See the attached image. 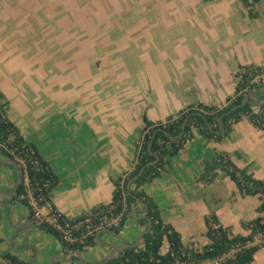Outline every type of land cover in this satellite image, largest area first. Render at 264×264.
Returning a JSON list of instances; mask_svg holds the SVG:
<instances>
[{"label": "crops", "instance_id": "obj_1", "mask_svg": "<svg viewBox=\"0 0 264 264\" xmlns=\"http://www.w3.org/2000/svg\"><path fill=\"white\" fill-rule=\"evenodd\" d=\"M247 64L264 66V0H0L7 117L56 176L51 204L67 217L111 200L112 180L133 164L145 119L165 121L198 103L222 106L234 93L237 69ZM256 96L263 104L249 97L251 106L264 120V90ZM218 153L264 180V130L243 116L220 141L193 131L143 186L186 247L209 242L211 214L241 235L250 231L244 223L264 217L258 196H242L212 165ZM14 182L12 165L3 163L0 190ZM11 196L0 193V251L27 263L37 250L32 264H52L53 255L54 264H95L146 227L134 210L120 233L100 231V242L77 256ZM167 249L164 240L160 252ZM251 264H264V247Z\"/></svg>", "mask_w": 264, "mask_h": 264}, {"label": "trees", "instance_id": "obj_2", "mask_svg": "<svg viewBox=\"0 0 264 264\" xmlns=\"http://www.w3.org/2000/svg\"><path fill=\"white\" fill-rule=\"evenodd\" d=\"M235 77L237 82L234 93L226 99L222 106L198 103L171 115L165 121L152 122L145 119L136 145L133 164L127 171L112 180L114 188L111 200L75 217L74 220L90 219V222L81 225V232L85 231L87 226L94 227L102 221L105 223L118 217L115 224L104 226V229L114 234L121 232L124 222L134 210H139L141 214L146 216L139 218V222L146 227L148 220H150V230L142 235L140 243L133 247H123L117 257L106 259L100 264H154L157 260L160 263L171 264L177 259L188 263H198L218 258L236 244H245L260 234L264 237L263 216H257L244 223L243 226L250 231L247 235H241L230 232L220 224L214 214H211L206 218L205 231L209 242L199 249L186 247L182 243L180 234L171 225L162 221L157 204L143 188L146 183L160 175L168 164L167 157L174 155L183 147L195 130L207 139L220 141L228 136L232 125L242 119L243 116H247L255 126L264 130V120L253 111L250 98L244 105L232 109L241 103L245 94L256 93L260 89L264 90V66L241 65L237 69ZM7 106L8 102L0 92V154L16 161L20 167L21 176L25 172L27 173L34 197L44 199L39 200L41 206L45 205V201L51 204L52 188L57 183V178L46 161L38 154L33 144L26 142L18 127L8 119ZM229 110L231 111L226 113ZM148 146H150L149 149ZM156 157H158V161L145 166L143 172L128 187V182L139 172L140 168L149 161L155 160ZM212 162L213 166L222 169L235 182L242 196L257 195L260 199L257 211L264 213V180L254 177L246 168L237 167L227 154H216ZM207 165L209 166V164ZM25 194V186L21 177L17 190L10 200L24 204L28 208V218L35 223L33 207L27 197H21ZM51 212L58 214L59 222L64 223L65 215L53 206ZM214 224H218V226L214 227ZM38 227L46 233L54 235L64 248L83 250V248L92 246L97 242L95 235L97 230L87 235L83 242L69 243L61 237L58 230L52 225L42 222ZM164 240L168 242V249L165 253H161L160 248ZM261 247H264V244L241 247L232 256L221 260L219 264H251L254 254ZM3 261H9L12 264H28L27 261L20 259L10 251H0V264H4Z\"/></svg>", "mask_w": 264, "mask_h": 264}, {"label": "built area", "instance_id": "obj_3", "mask_svg": "<svg viewBox=\"0 0 264 264\" xmlns=\"http://www.w3.org/2000/svg\"><path fill=\"white\" fill-rule=\"evenodd\" d=\"M21 177L23 178V182H24V186H25V192H26L25 196L21 195V197H27L30 205L33 207L36 225H39L42 222H46V223L52 225L54 228H56L58 230L61 237L69 243L83 242L84 238L87 235L94 233L95 230H97L96 234H95V235H97V233L100 230L104 229V226H109L110 224H115L118 220V217H115V218H113V219H111L105 223L102 221L101 223L95 225L94 227H88L87 226V229L85 231L80 232L81 225H84V224L90 222L89 218L74 221L75 217L71 218V217L65 216V218H63L64 223H60L59 222V215L56 214L55 212H51L52 205L50 204V202L45 201V205L41 206L39 204V200H44V199L42 197H39V199H36L34 197L33 191H32V186L30 184V180L27 176V173L25 172L23 176H20V178ZM71 221H74V222H71ZM217 226H218V224L217 225L214 224V227H217ZM259 243L264 244V237L261 234L259 236L255 237L253 240H248L247 242H245V244H236L228 252L222 254L218 258L208 259V260L201 261L198 263H188V262L177 259L174 263H171V264H219L221 262V260H224L226 257L232 256L234 254V252L239 250L241 247L250 246V245L259 244ZM3 263L4 264H12L9 261H3ZM154 264H164V263H160V261L157 260V262Z\"/></svg>", "mask_w": 264, "mask_h": 264}, {"label": "water", "instance_id": "obj_4", "mask_svg": "<svg viewBox=\"0 0 264 264\" xmlns=\"http://www.w3.org/2000/svg\"><path fill=\"white\" fill-rule=\"evenodd\" d=\"M249 97H253L254 98V100H255V102L257 103V104H259V105H262L263 104V102H258L257 101V96H256V93L255 92H249V93H247V94H245L244 95V97H243V100L241 101V103L240 104H238L237 106H234L232 109H234V108H236V107H238V106H241V105H244L247 101H248V99H249ZM263 107H264V105H263ZM231 109V110H232ZM231 110H229L228 112H226V113H229ZM185 124V122L183 123V125ZM150 148V146H148V149ZM158 161V157H156L155 158V160H152V161H149L148 163H146L144 166H142L141 168H140V170H139V172L135 175V176H133L132 178H131V180L128 182V187H129V185H130V183L134 180V179H136L142 172H143V170H144V168H145V166H147V165H151V164H154V163H156ZM10 163L11 165H12V167H13V169H14V171H15V182H14V186H13V188H12V190H10V191H8V192H3V191H1L0 190V193H4V194H6V195H13L15 192H16V190H17V187H18V185H19V182H20V176H21V170H20V167H19V165L16 163V161H14L13 159H11V158H9V157H5L1 162H0V167L3 165V163ZM0 203H2V204H4L3 202H0ZM10 207H11V204H8ZM138 217H146L144 214H141L140 216H138ZM130 218V217H129ZM27 224H30V221H27ZM150 227H151V222H150V220H148V223H147V227H146V229L138 236V238L134 241V242H132V243H130V244H125V246H127V247H133V246H135V245H137L138 243H139V241L141 240V237H142V235L144 234V233H146V232H148L149 230H150ZM102 230H104V231H108V232H111V231H109V230H107V229H102ZM102 230H100V231H102ZM99 231V232H100ZM99 232L97 233V235H96V238H97V241L98 242H100V240L98 239V234H99ZM114 247V249H115V254H108V255H106V256H104V258H102L98 263L100 264V263H102L104 260H106V259H111V258H115V257H117L119 254H120V249L117 247V246H113ZM36 252H37V250H36ZM35 252V256H34V258H32L30 261H28V264H32V262H33V260L36 258V255H37V253ZM73 252H75L76 254H77V256H79V250H77V249H75V250H73ZM71 256H72V253H70V255H69V258H71ZM58 258H61L62 260H67V258H65V257H62V256H57ZM55 258V257H54ZM54 258H52V264H54Z\"/></svg>", "mask_w": 264, "mask_h": 264}, {"label": "rangeland", "instance_id": "obj_5", "mask_svg": "<svg viewBox=\"0 0 264 264\" xmlns=\"http://www.w3.org/2000/svg\"><path fill=\"white\" fill-rule=\"evenodd\" d=\"M22 209H23V207H22L21 205H17V206H16V212H21ZM54 257H56V255H55V256L53 255V256L51 257V259L54 258Z\"/></svg>", "mask_w": 264, "mask_h": 264}]
</instances>
